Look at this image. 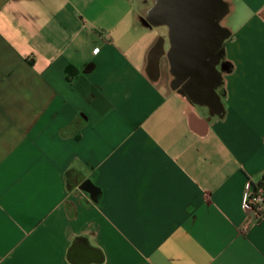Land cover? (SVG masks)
<instances>
[{
  "label": "crops",
  "instance_id": "crops-1",
  "mask_svg": "<svg viewBox=\"0 0 264 264\" xmlns=\"http://www.w3.org/2000/svg\"><path fill=\"white\" fill-rule=\"evenodd\" d=\"M223 1L190 85L155 0H0V264H264V0Z\"/></svg>",
  "mask_w": 264,
  "mask_h": 264
},
{
  "label": "flooded vegetation",
  "instance_id": "flooded-vegetation-1",
  "mask_svg": "<svg viewBox=\"0 0 264 264\" xmlns=\"http://www.w3.org/2000/svg\"><path fill=\"white\" fill-rule=\"evenodd\" d=\"M223 0H155L148 10V18L166 26L167 53L172 68L179 75L186 56H208L218 62L226 30L221 26ZM162 42L154 48L160 52ZM198 82V81H197ZM196 82L190 81L191 84ZM191 92L198 90L189 88ZM208 98L206 90H201ZM202 94V93H199Z\"/></svg>",
  "mask_w": 264,
  "mask_h": 264
},
{
  "label": "built area",
  "instance_id": "built-area-1",
  "mask_svg": "<svg viewBox=\"0 0 264 264\" xmlns=\"http://www.w3.org/2000/svg\"><path fill=\"white\" fill-rule=\"evenodd\" d=\"M241 210L248 223L264 213V174L259 180L245 184Z\"/></svg>",
  "mask_w": 264,
  "mask_h": 264
},
{
  "label": "water",
  "instance_id": "water-1",
  "mask_svg": "<svg viewBox=\"0 0 264 264\" xmlns=\"http://www.w3.org/2000/svg\"><path fill=\"white\" fill-rule=\"evenodd\" d=\"M153 23H156L152 21ZM205 58V55L202 56H186L184 57L185 66L179 70V74L182 76H191V81L195 80L198 76L207 75L206 66L202 65V60ZM177 73V72H176Z\"/></svg>",
  "mask_w": 264,
  "mask_h": 264
},
{
  "label": "trees",
  "instance_id": "trees-1",
  "mask_svg": "<svg viewBox=\"0 0 264 264\" xmlns=\"http://www.w3.org/2000/svg\"><path fill=\"white\" fill-rule=\"evenodd\" d=\"M65 178H66L67 184H69L70 183V172L65 173Z\"/></svg>",
  "mask_w": 264,
  "mask_h": 264
},
{
  "label": "rangeland",
  "instance_id": "rangeland-1",
  "mask_svg": "<svg viewBox=\"0 0 264 264\" xmlns=\"http://www.w3.org/2000/svg\"><path fill=\"white\" fill-rule=\"evenodd\" d=\"M163 30V29H162ZM220 58V57H219Z\"/></svg>",
  "mask_w": 264,
  "mask_h": 264
}]
</instances>
